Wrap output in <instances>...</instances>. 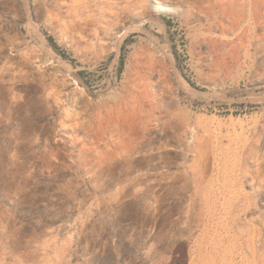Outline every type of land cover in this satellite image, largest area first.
<instances>
[{"label":"rangeland","instance_id":"rangeland-1","mask_svg":"<svg viewBox=\"0 0 264 264\" xmlns=\"http://www.w3.org/2000/svg\"><path fill=\"white\" fill-rule=\"evenodd\" d=\"M0 264H264V0H0Z\"/></svg>","mask_w":264,"mask_h":264},{"label":"trees","instance_id":"trees-1","mask_svg":"<svg viewBox=\"0 0 264 264\" xmlns=\"http://www.w3.org/2000/svg\"><path fill=\"white\" fill-rule=\"evenodd\" d=\"M49 40H51V42H53V47L56 49V50H59V47L56 43H54V39L52 37H49Z\"/></svg>","mask_w":264,"mask_h":264},{"label":"bare ground","instance_id":"bare-ground-1","mask_svg":"<svg viewBox=\"0 0 264 264\" xmlns=\"http://www.w3.org/2000/svg\"><path fill=\"white\" fill-rule=\"evenodd\" d=\"M186 83L189 85V83H188V82H186ZM187 84H186V85H187Z\"/></svg>","mask_w":264,"mask_h":264}]
</instances>
